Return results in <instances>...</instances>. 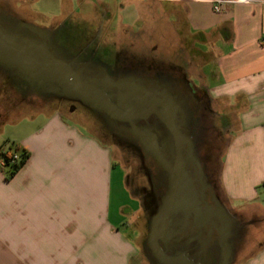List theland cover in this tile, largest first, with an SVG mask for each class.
<instances>
[{
  "label": "crops",
  "instance_id": "1",
  "mask_svg": "<svg viewBox=\"0 0 264 264\" xmlns=\"http://www.w3.org/2000/svg\"><path fill=\"white\" fill-rule=\"evenodd\" d=\"M34 1L13 0L17 9L9 13L0 7V28L42 47L31 52L36 59L50 54L89 62L111 76L129 71L126 76L133 78L141 74V61L125 47L166 44L185 52L177 63L187 64L188 79L206 94L207 112L225 129L219 161L199 150V162L231 222L227 250L217 246L203 254L198 241L191 246L200 251L189 259L264 264V0L228 3L219 13L198 0H133L120 7L112 0H78V6L75 0H56L58 13L51 17L32 12L28 5ZM87 10L92 13L83 14ZM40 16L47 24L35 22ZM192 42L203 50L191 55ZM5 61L0 58V125L13 112L21 116L15 143L30 156L11 179L0 172V264H132L142 253L143 261L155 264L148 246L150 218L139 197L138 236L146 250L120 232L122 221H112L115 161L98 129L87 122L85 131L83 114L66 111L57 81L11 69ZM142 63L146 68V60Z\"/></svg>",
  "mask_w": 264,
  "mask_h": 264
},
{
  "label": "flooded vegetation",
  "instance_id": "2",
  "mask_svg": "<svg viewBox=\"0 0 264 264\" xmlns=\"http://www.w3.org/2000/svg\"><path fill=\"white\" fill-rule=\"evenodd\" d=\"M181 52L185 53L183 50ZM67 63L69 66L66 71L60 67L46 74L60 85L58 98L65 109L74 111L78 105L92 109L105 117L111 133L120 134L124 139L128 137L129 141L134 139L139 145L151 177L150 188L140 189L139 199L150 218V231L162 253L172 258L184 256L190 260L192 253L197 251L191 245L198 241L201 250L198 251L203 254L217 246L227 250L226 244L231 240L228 237L231 222L218 204L219 197L213 184L203 174L196 141L204 124L201 111L207 112L209 103L206 94L188 79L185 72L187 64L172 62L168 68L157 64V70L162 71L156 73V80H144L141 84L124 78L129 71L111 76L89 62L82 64L71 59ZM173 78L172 82L175 81L178 94L184 100L183 106L187 111L185 119L179 109L181 101L160 85L162 79L171 81ZM96 89L104 92L119 110L137 118L110 114ZM68 103L71 105L67 106ZM72 104L75 106L72 107ZM195 117L199 119L197 122ZM190 141L197 147L198 151L196 148L193 150L196 159L189 152ZM179 194H183L184 199L187 196L188 204L185 207L177 206ZM184 199L182 202L186 201ZM149 210L152 212L149 213ZM148 246L155 264H162L153 240L149 241ZM183 246H188L189 250L181 251Z\"/></svg>",
  "mask_w": 264,
  "mask_h": 264
},
{
  "label": "rangeland",
  "instance_id": "3",
  "mask_svg": "<svg viewBox=\"0 0 264 264\" xmlns=\"http://www.w3.org/2000/svg\"><path fill=\"white\" fill-rule=\"evenodd\" d=\"M75 1L76 5L78 6V0ZM88 1V3H94L97 0ZM112 1L115 2L117 6H119L120 3H127L128 1L130 2L133 0ZM57 3L58 2L56 0H36L33 3H30L28 7L29 9H31L32 12L36 14H42L45 17H51L55 14V10L58 9ZM0 7L5 9L9 13L10 10L14 11L17 9V4H14L13 0H0ZM85 12L86 13L83 14L89 15L92 13L89 10ZM35 22L39 25L47 24L46 20L44 18H41V16L38 18L36 17ZM95 28L96 29H94V31H98L100 27L99 25H97ZM139 48L140 47H133L131 49H128L127 47H125L127 51L132 52L134 54V58L136 57L141 61L140 65L141 73H143L142 75H137L133 78L124 77L128 80L134 81V83L143 84L144 80H149L151 82L156 80V73L162 71L157 70V64L161 65L162 67L168 68L169 63L179 62L183 59L181 55H184L182 54L181 49L179 47L171 45L167 46L166 44L159 46L158 48L156 47L157 49H155L154 47H141V54L137 55L135 53H138ZM195 49L203 50V46L193 45L192 42L191 45L188 47V51H190V54L193 55V51H195ZM142 60H146V68H144L145 64L142 63ZM174 79L175 78L171 79V81L169 79H162L160 85L164 88V90H169L173 92L177 97V100L181 101L179 109H181V111L183 112V117L185 119L187 117V111L185 109V106H183L184 100L181 99L180 95L178 94V91L176 89L177 85L175 81L172 82V80ZM194 82L196 83V81ZM1 83L2 82L0 81V85ZM6 102L7 105H5V107L10 106V103L8 101ZM70 105L71 103L67 104V106ZM74 106L75 104H72V107ZM76 112V116H81V114H83L84 125L81 126L84 128V130H89V125L88 127L85 125V123L87 124V122L91 123V126H95L98 129V135L100 136H98V139L100 140V143L110 148L114 156L115 165L113 167L112 173V190L110 197L112 221L116 223V225L122 221L123 225L120 227V232L128 237L133 246L137 248L138 245L140 250H146L144 244H142V241L138 236L139 231L137 228V224L139 221L138 215L140 212V208L138 204L139 199L137 198V196L139 197V192H142L140 189L145 187L148 189L150 188L151 177L148 175V171L145 167L144 159L142 157L139 145L134 139V141H129L127 139L128 137L124 139L120 134L111 133L108 124H106L107 120L98 112L94 110L92 112H84L83 110H81L79 105L78 107H76ZM200 116H203V120L205 117L206 118L204 120L203 129L201 130L200 137L198 135L199 138H196V141L201 139L197 142L199 145V150L201 153H204V156H206V159L208 160L210 159V157H212V155H214V159L217 162L219 161V156L222 153V150L224 149L226 143L225 129H222V126L219 125L218 121L213 117L211 118L208 112L201 111ZM208 117L210 118V120ZM20 118L21 116L17 117L13 112V114L9 115L6 120H1L3 122L0 125V149H2L3 151H8L11 148L10 151L14 152L17 145L15 143V139L19 133L18 126L15 124V122L17 119ZM197 120L199 119L195 117V122H197ZM183 124L185 125L186 123L183 122ZM2 173L5 174V172ZM151 187L155 188L154 185H152ZM139 226L141 227L142 223H140ZM140 257V259L132 260V264H147L145 261H143L145 259V255L143 253Z\"/></svg>",
  "mask_w": 264,
  "mask_h": 264
},
{
  "label": "water",
  "instance_id": "4",
  "mask_svg": "<svg viewBox=\"0 0 264 264\" xmlns=\"http://www.w3.org/2000/svg\"><path fill=\"white\" fill-rule=\"evenodd\" d=\"M23 27L28 28L34 33L42 34V31L34 25L23 23ZM41 48L42 47L40 46L37 47L34 45H30V43L26 40H17L16 37L13 38L11 35H9V33L0 28V58H5V62L11 69H15L23 73L36 72L45 75L48 74L52 69L58 70L60 69V67H62L65 71L67 70L69 64L64 60L56 59L53 55H51L50 57V54H47L46 57H43L40 60L30 55L32 51L40 53ZM96 90L98 91L99 96L102 98V104L104 105L106 110L110 112V114L123 116L125 118H137V116L119 110L114 104L109 101L104 92L102 93L98 89ZM194 148V142L190 141L189 152L191 153L192 157L196 159L195 153L193 151ZM177 198L180 201L179 202L177 200V206L179 205L181 207H185L188 204L187 196L186 199H184L185 196L183 194H179ZM183 199L186 201L182 202ZM152 240L156 247L157 257L162 264H194L184 256L181 258H172L164 255L153 236Z\"/></svg>",
  "mask_w": 264,
  "mask_h": 264
},
{
  "label": "trees",
  "instance_id": "5",
  "mask_svg": "<svg viewBox=\"0 0 264 264\" xmlns=\"http://www.w3.org/2000/svg\"><path fill=\"white\" fill-rule=\"evenodd\" d=\"M10 149L8 151L0 149V161L3 160L4 162L3 165H0V171L5 172L8 179L14 177L21 170L30 156L28 151L18 146H16L14 152H11ZM16 153H19L21 157L19 161H15L13 158Z\"/></svg>",
  "mask_w": 264,
  "mask_h": 264
},
{
  "label": "built area",
  "instance_id": "6",
  "mask_svg": "<svg viewBox=\"0 0 264 264\" xmlns=\"http://www.w3.org/2000/svg\"><path fill=\"white\" fill-rule=\"evenodd\" d=\"M198 1H204L211 3L213 5V10L217 13L221 12L223 9V6L228 3H251V2H257L262 0H198ZM14 160L19 161L21 159L20 155L16 153L14 155ZM3 160L0 161V165H3Z\"/></svg>",
  "mask_w": 264,
  "mask_h": 264
}]
</instances>
